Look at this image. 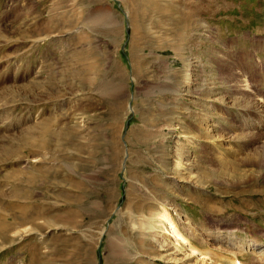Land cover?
<instances>
[{"label":"rangeland","instance_id":"374dc122","mask_svg":"<svg viewBox=\"0 0 264 264\" xmlns=\"http://www.w3.org/2000/svg\"><path fill=\"white\" fill-rule=\"evenodd\" d=\"M0 219V264H264V0H0Z\"/></svg>","mask_w":264,"mask_h":264},{"label":"bare ground","instance_id":"6f19581e","mask_svg":"<svg viewBox=\"0 0 264 264\" xmlns=\"http://www.w3.org/2000/svg\"><path fill=\"white\" fill-rule=\"evenodd\" d=\"M104 19L105 18H103V17H99V18H97V21L98 22H102L103 23V21H104ZM100 22V23H101ZM193 70H195L194 68H193ZM190 75V74H189ZM191 76V75H190ZM100 83V82H99ZM192 80H191V77H189V79H187V81H186V83H185V87L186 88H190L191 86H192ZM101 84L100 85H98V88H97V90L98 89H100L101 87ZM114 86V85H113ZM103 87V86H102ZM105 87H107V89L110 87V86H105ZM114 88H115V86H114ZM244 88V87H243ZM96 89V88H95ZM110 89V88H109ZM108 89V90H109ZM112 89V88H111ZM113 90V89H112ZM116 90V89H115ZM101 91H103V90H101ZM101 91L99 92V93H101ZM107 91V90H106ZM98 92V91H97ZM107 93V92H106ZM106 93H104V94H106ZM103 94V93H102ZM110 94L112 95H114V92H110ZM112 95V96H113ZM111 97V96H110ZM112 100V99H111ZM106 102H108L107 100H106ZM259 111V110H258ZM74 114V113H73ZM61 120H62V118H61ZM53 121V120H52ZM56 121H57V115H56ZM63 122V121H62ZM53 126V125H52ZM54 127V126H53ZM57 127V126H56ZM53 128L51 127V126H49V125H47V124H44V126L42 127V129H41V134L37 137V138H35L34 139V141H35V143H36V146H39V148H41V149H43V148H47V146H52V143H51V139L49 138L48 139V137H49V135L50 136H52L53 135V130H52ZM57 138H58V140H61V139H63L64 138V140L65 141H67V142H69L70 140H71V136L69 135V133L68 134H64L63 136H60V135H55ZM31 137V136H30ZM56 138V139H57ZM56 142H57V140H56ZM59 143V142H58ZM59 146H64L62 143L59 145ZM45 174V173H44ZM20 175H22V174H20ZM44 176V175H43ZM42 176V177H43ZM18 177V176H17ZM20 177V176H19ZM15 178H16V176H15ZM18 179V178H17ZM177 180H179V179H177ZM188 182H190V180H187ZM180 182V181H179ZM192 182V181H191ZM182 183V182H181ZM193 183V182H192ZM191 185V184H190ZM192 186V185H191ZM69 200V201H68ZM82 201H83V195H81V198H80V201L79 202H76L75 200H73L72 198H67L66 199V203L68 202V204H71L72 205V203L73 204H77V206L79 205V204H81L82 203ZM83 204V203H82ZM76 206V207H77ZM80 206H82V205H80ZM79 207V206H78ZM78 207H77V209H78ZM30 208V207H29ZM82 208V207H81ZM25 209H28L27 207H24V210ZM70 217V216H69ZM166 220H167V223L169 224V227H167L166 228V231H168L166 234H167V236H168V238H170L171 240H180V242H179V245L181 246V248L182 249H185V250H187L188 248L187 247H190V250H191V252L190 251H188L189 253L188 254H186L185 256H183L184 257V261L186 260V262H187V260H189L191 257H194V254H193V252L195 253V252H197V248L196 247H194V246H192L191 245V243H189L184 237H183V235L180 233V231L178 230V228H177V226H176V224H175V222L173 221V219L166 213ZM22 222H25V221H29L30 220V216H28V215H23L22 217ZM33 220H34V218H33ZM3 221L0 219V236H3L4 235V232H5V230H6V228H5V225H3L4 223H2ZM9 226V225H8ZM216 239V238H215ZM174 243V242H173ZM172 243V244H173ZM181 243V244H180ZM187 246V247H186ZM187 248V249H186ZM183 251V250H182ZM202 253V252H201ZM200 253V255H201V257H202V254ZM262 253H264V252H262ZM213 255V254H212ZM263 256H264V254H262ZM204 257V256H203ZM221 257V256H220ZM215 257H211L210 256V258H209V260H211V262H207L204 258L203 259H195V261H194V263H192V264H219V261L217 260V258H215ZM214 259V260H213ZM192 262V261H191Z\"/></svg>","mask_w":264,"mask_h":264}]
</instances>
